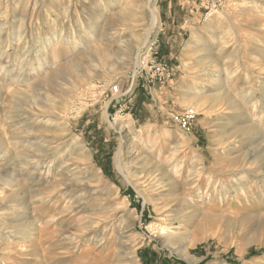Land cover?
<instances>
[{
	"label": "rangeland",
	"instance_id": "374dc122",
	"mask_svg": "<svg viewBox=\"0 0 264 264\" xmlns=\"http://www.w3.org/2000/svg\"><path fill=\"white\" fill-rule=\"evenodd\" d=\"M0 71V264H264V0H0Z\"/></svg>",
	"mask_w": 264,
	"mask_h": 264
},
{
	"label": "bare ground",
	"instance_id": "6f19581e",
	"mask_svg": "<svg viewBox=\"0 0 264 264\" xmlns=\"http://www.w3.org/2000/svg\"><path fill=\"white\" fill-rule=\"evenodd\" d=\"M155 9H152V11H154ZM115 19V18H114ZM114 19H111V20H109V22H108V27L107 28H103L104 30H102V33H104V32H106L107 33V36L109 35V36H112V34H114V33H116V31L115 32H112V33H110L108 30H111L110 28H109V25H111V23H112V21H114ZM228 21H229V19H228ZM233 22V21H232ZM229 23H230V21H229ZM104 24H106V21H105V23ZM234 24V23H233ZM235 25V24H234ZM215 26V25H214ZM90 27V26H89ZM92 27H94V26H91L90 27V30L88 31V32H86V34L85 33H83V36L86 38V41H88V38L89 37H91V38H93V37H95V36H98L97 34H98V32L97 31H95V29H93ZM233 28V27H232ZM93 29V30H92ZM238 30V29H237ZM217 35V34H216ZM221 35V34H220ZM100 37V36H99ZM218 37H219V35H218ZM73 39H74V36H72V37H70V36H68L67 38H66V40L65 41H67V42H72L73 41ZM108 39V38H107ZM97 41H99V44H101L100 43V41H101V39H98ZM145 42V40H143V41H136V42H130V43H126V50H121V49H114L113 47H111L112 46V44L110 45V46H106V45H104V46H102V45H100V47L99 46H95V48H93V51L91 52L92 54H94V55H96V56H101V55H103L104 54V51L107 53H112V54H118V56L119 57H122V56H124L125 58H123V60L125 59V60H127V59H129V58H131L132 57V55H134V53L135 52H137V55H136V65L137 64H139V59H140V57H141V55H142V53H141V48L144 46L143 45V43ZM88 43V42H87ZM87 43H84V46H86L87 45ZM201 47V46H200ZM107 48V49H106ZM116 50H117V52H116ZM150 50H152V48L150 49ZM203 50H205V49H203ZM88 51V50H87ZM206 51V50H205ZM150 52V51H149ZM198 52V51H197ZM150 54V53H149ZM203 54H205V53H203ZM148 56L149 55H147V56H143V58L144 59H148ZM201 56H203V55H201ZM205 56V55H204ZM209 56V55H208ZM122 59V58H121ZM124 60V61H125ZM215 61V60H214ZM144 62L146 63V60H144ZM209 63V62H208ZM210 63H212V62H210ZM207 64V63H206ZM214 64V63H213ZM210 65V64H209ZM211 66H212V64H211ZM206 68V67H205ZM215 69V68H214ZM261 69V68H260ZM53 71H55V73H56V71H58V68L57 69H55V70H53ZM0 72H2V71H0ZM54 73V72H53ZM58 73V72H57ZM55 75H59V74H55ZM49 76V75H48ZM51 84V86H52V83H50ZM49 84V85H50ZM111 84L112 83H109L108 81L107 82H105V81H101L98 85H96V86H88L87 88H86V90H90V95H91V98H92V100H94V101H96L97 99H99L101 96H103V93L105 94V91L108 89V88H110V86H111ZM53 87V86H52ZM117 89H118V87H117ZM115 91V90H114ZM113 92V91H112ZM194 92H197V93H199V91L197 90H195ZM113 94V97L114 96H118L117 94H118V92H113L112 93ZM201 94V93H200ZM200 94H199V96H200ZM202 95V94H201ZM199 96L197 97V98H195L196 97V95H194V93L191 91V92H189V94L187 95V97H186V99H185V101H187V104H188V102H191V103H193V104H195L196 105V107H200L202 104H201V100L202 99H205L206 97H202L201 96V98H199ZM102 98V97H101ZM111 99H112V97H111ZM214 100V99H213ZM88 103V102H87ZM191 103H189V104H191ZM79 106H80V104H79ZM192 106V105H191ZM191 106H188V107H186L187 109H189V112L190 111H195L196 112V107H191ZM234 108L235 109H240L241 108V106L239 107L238 105L237 106H234ZM198 109V108H197ZM191 118V117H190ZM129 121H130V119H129ZM259 126V124H257V123H255V122H253L252 120H251V123L247 126V132H248V130L250 131V132H256V134L258 133V131H262L263 133H264V130ZM246 132V133H247ZM259 135V134H258ZM260 136V135H259ZM253 137V136H252ZM261 137H264V134L261 136ZM251 138V137H250ZM258 138V137H257ZM256 139V138H255ZM252 140V139H251ZM259 144V143H258ZM261 145V144H260ZM256 148V147H255ZM259 148V146L256 148V149H254V150H252V152L251 153H253V152H255V151H257V149ZM253 149V148H252ZM254 154V153H253ZM120 156V155H119ZM119 158V157H118ZM196 210L197 209H194V212L196 213ZM199 210V209H198ZM101 219V218H100ZM219 223V222H218ZM209 230V229H208ZM207 230V231H208ZM162 233L166 236L165 238L167 239V240H170V236L171 235H173V234H171V230H169V229H167V228H164L163 229V231H162ZM82 234V233H81ZM188 235V234H187ZM182 238V237H181ZM69 241V240H68ZM70 242V241H69ZM102 243V242H101ZM42 249V248H41Z\"/></svg>",
	"mask_w": 264,
	"mask_h": 264
},
{
	"label": "built area",
	"instance_id": "2783aa9c",
	"mask_svg": "<svg viewBox=\"0 0 264 264\" xmlns=\"http://www.w3.org/2000/svg\"><path fill=\"white\" fill-rule=\"evenodd\" d=\"M115 90H117V86L114 88ZM191 112V111H190Z\"/></svg>",
	"mask_w": 264,
	"mask_h": 264
}]
</instances>
